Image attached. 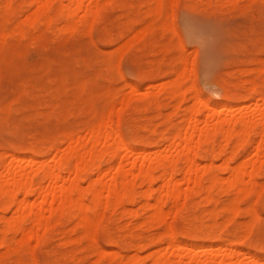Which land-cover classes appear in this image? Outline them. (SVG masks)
<instances>
[{
    "label": "rangeland",
    "instance_id": "rangeland-1",
    "mask_svg": "<svg viewBox=\"0 0 264 264\" xmlns=\"http://www.w3.org/2000/svg\"><path fill=\"white\" fill-rule=\"evenodd\" d=\"M107 1L106 5L103 0L100 17L91 28L77 24L75 29L67 26V30V18L61 11L57 13L54 1L51 9L54 18L48 24L43 19L34 23L27 19L36 8L31 0H13L10 7H6V0H0V174L4 172L3 162L11 159V153L25 158V162L29 158L28 161H53L56 153L58 157L67 149L70 135L86 137L88 128L102 120L114 103L116 108L111 109L115 110L114 116L110 119L108 113L106 117L114 121L112 124L120 129L131 149L140 150L141 154L144 148L148 151L170 149L172 137L184 128L187 108L194 104L193 99L197 100L196 108L204 104V100L216 108L229 103L231 108L224 116L237 114L239 109L246 111L255 104L264 107V98H261L264 93V0ZM189 23L200 31L199 37L192 38L188 34ZM128 40H131L130 46ZM189 75L191 78L187 80ZM176 79L184 83L182 90L185 89L179 98L163 90V85ZM195 91L200 100L194 98ZM124 98L130 103L123 107ZM206 117L202 115L201 119L207 120ZM116 120L119 125H115ZM257 138V131H253L239 148L235 139L226 147L219 146L222 145L219 136L200 151L197 158L201 168H208L212 162L211 170L227 178L230 168H223L224 159H229L231 167L254 159ZM219 147H223L220 155ZM232 150L237 153L233 154ZM230 153L232 160L228 158ZM139 155L140 152L136 156ZM118 159L102 156L101 170L111 161L117 167ZM24 161L23 165H29ZM182 161L175 169L180 178L185 164ZM39 166L36 164L35 169ZM156 174L159 175L160 170ZM257 181L255 185L247 184L245 187L248 189L251 185L250 189L246 193L239 191V195L235 185L216 184L211 191L206 184L208 191L206 188L204 191L209 193L210 190L214 200L207 198L202 189L200 195L196 193L197 196L178 208H171L172 200H167L166 196L168 189L160 180L151 184L153 187L149 184L150 188L148 184H136L132 201L128 198L120 205L113 203L99 208L98 212L104 216L97 221L93 237L79 226L73 208L66 212L68 216L53 217L52 225L41 231H44L42 239L30 242L31 248L21 242V232L8 230L5 242L0 243V264H128L136 257L139 264L142 261L151 264L153 256H150L154 253H177L175 245L166 240L167 227L171 229V225L178 242L190 246L187 249L207 246L219 253L217 246L232 243L239 256L227 260L228 264H264V169L259 172ZM87 182L84 178L85 187ZM197 187L182 184V191L198 192ZM148 191L153 195L152 203L165 196L162 204L170 211L165 219L167 223L149 221L152 209L147 205ZM19 198L23 199L24 195L20 193ZM35 198L33 194L31 200ZM232 200L236 212L229 210L230 213L225 206L232 204ZM85 204L89 208L94 205L89 195ZM253 206L256 211L251 210ZM16 209V205H6L4 211L0 210V241L8 225L3 217H14ZM208 210L211 213L206 212ZM248 210L254 214L250 215ZM46 213L50 214V210ZM26 225L29 228L32 222L27 220ZM153 235L157 237L154 239ZM199 255L203 256L204 252Z\"/></svg>",
    "mask_w": 264,
    "mask_h": 264
},
{
    "label": "bare ground",
    "instance_id": "bare-ground-1",
    "mask_svg": "<svg viewBox=\"0 0 264 264\" xmlns=\"http://www.w3.org/2000/svg\"><path fill=\"white\" fill-rule=\"evenodd\" d=\"M53 1L57 3L56 5L57 13L60 14V11H61L62 13L65 14L67 18L65 28L68 26L69 29H73V28L75 29V26H77V24L79 25L84 24V26L86 25L88 26V28L89 27L91 28L93 23L100 17L101 7L103 6V0H31V4L35 5L36 8L34 9V11L28 14L29 16L27 19L31 21V23L36 22L38 19H43L48 24H50L54 18L52 11H51ZM12 2L13 0H6L5 2L6 7H10L12 5ZM107 2L108 1L106 0V5L108 4ZM24 22L26 21H24L23 19V22L21 23L24 24ZM193 26L194 25L190 23L187 25L188 34L189 35L191 34L192 38L193 36L199 37L200 31L196 30ZM22 29L24 30V28ZM130 41L128 42L129 46L132 44ZM181 60H182V64H184L185 60L184 59H181ZM210 61L208 63H210ZM206 65L205 66L208 67V64ZM261 71L263 72L262 69ZM177 74L179 75V73ZM190 76L191 75L186 77V79L190 80L191 78ZM170 82H168L169 85L168 83H166L168 85L167 87L168 89L166 88L167 85H163L165 86L163 90L165 92L167 91L168 95H174L171 97L176 96L179 98V94L183 96L184 92L183 93L181 92L185 90V89L182 90L184 87L183 85L184 83L177 79L174 80L172 83ZM254 85L257 86V84H254ZM253 86L251 87L252 89L254 88L253 90H255L256 87L255 86L253 87ZM129 87H130V84H129ZM193 87L194 85H192V89ZM133 88L135 89L136 87L133 86ZM146 94L151 95L150 93H146ZM195 94L196 96H194V98L199 99L200 98L199 93L195 91ZM152 95L154 96V94ZM180 98H183V97H180ZM258 98L260 97L258 96ZM261 98H264V93L262 94ZM130 100L132 99L130 98ZM195 102L193 99L194 104H191L187 108L188 114L184 118L185 119L184 128L182 127L183 129H179L178 132H176L175 135L172 137L171 143H169L171 144L169 146L170 149L169 148H166V150L162 149L163 151H161L160 149H159L160 151H158V149L157 151H148L147 149L144 148L142 149L144 151V152L142 151V154H143L142 156L140 150L131 149L127 141L124 139L120 129L117 128V126H114L112 124V122L114 123L113 120H110L113 115L112 112L116 108V106L115 108L113 107L116 104L114 103L112 104L113 105L112 108L114 109L112 111H111L112 109L111 107H109L110 109H108L109 110L108 113L111 114L109 116L110 121L108 120L109 117H106L108 116L107 115L108 113H107L105 116H103V119L100 120L97 124L88 128L86 137L83 138V135H79V136L70 135L69 137L70 141L68 143V146H66L67 149L62 150L61 152L62 154L61 155L58 154V157L56 156L57 155L56 153V155H54L55 159H53V161L51 162L30 160L31 163H34L33 165L30 163V161H28L29 159H31L29 158V159H26L29 162L28 163L29 165L27 164L23 165V161L25 160V158L20 159L18 155L11 153L12 154L11 159L7 161L5 160L2 164V169L4 170V172L0 174V208L3 207L2 209L4 211V207H6V205L7 206L16 205L17 209L14 211H16L17 214L12 218L3 217L4 223H8V225L5 228V230L2 232V234L4 235V238L1 239L2 241H0V243L5 242L6 232L12 229L13 230L15 229L22 233L21 242L23 243H28L30 245V242H32V240L39 241L42 239L44 231H46L48 227L52 225L53 217H60L63 214H66L68 216L67 211H70L68 210L70 208H73L75 210L74 214L79 219V226H81L84 229L85 233H88L89 235H92L93 237L96 231L95 228L97 226V221H99L104 216V215L102 216L100 212H98L99 208L100 207L102 208V206L108 207L109 205L113 203L115 205L116 204L120 205L124 203L128 198L129 199L131 198L130 200L132 201L135 195L134 194L136 190L135 187H137L136 184L138 185L148 184V186L150 184L151 186V184H155L157 180L158 181L160 180L161 184H164V186L168 189L166 196H168L167 200L169 199L172 200L173 205L171 206V208L173 206L175 207L177 206L178 208V206L181 204L186 205V201L189 198L194 197L196 193L198 195L202 189H203V192L206 193L207 198L211 199L212 197L210 196L212 195L211 191L214 190L215 188L214 185L216 184L235 185V187L238 189V190L235 189L238 192L237 195L241 194L239 193V191L241 192L242 190L246 193L247 190L250 189L251 185L250 187H248V189L245 186L247 184H253V185L258 184L257 176L259 175V172H261V170L264 169V159H263L264 158V107H261L259 104H255L253 106H249L247 110L245 109L246 111H243L244 109L242 110L239 109L241 112L239 111V113L237 114L230 113L229 115L224 116L225 112L231 108V105L229 103H222L220 107L216 108V107H211L204 100L206 104L205 103H204L205 105L201 104L203 106L200 105L198 108H196ZM128 103H130L129 99L124 98L122 99L121 106L123 105L124 107ZM136 110H139V109H136ZM205 114L207 116L206 117L207 120H202L201 117L202 115L205 116ZM117 124L119 125V121L115 125ZM253 131H257V135H258V138L256 139L254 143V150H255V156H256L254 159L250 161H245V160L241 161L239 165L237 166L233 165V167H231L229 159L223 158L224 164L223 163L221 164L222 166L223 165L225 166V167L223 166V168L224 169L230 168V173L227 178H224V176L222 177L218 172L211 170L212 162L210 163V165H207L209 166L208 168H205L206 166L204 165H203L204 167L201 168L202 165L199 162L197 157L200 154V151L205 147V145L208 146L209 143H213L220 136L222 140V145H219V146H225V145L227 146L231 140L235 139L236 147L239 146L240 148L242 144L246 143L250 139V136ZM57 151H59V149ZM172 151H175V153ZM222 151H223V147H219L218 154L220 155ZM235 151H233L234 152L233 154L237 153ZM139 152L141 156L140 155L136 156ZM105 155H108L110 159L112 160L119 158L118 160L120 161L117 160L119 162L117 167L114 164H112L113 161H111V164L106 169L103 168L104 170H101L102 166L100 167L101 163L99 165V160L102 156H105ZM230 157H232L231 153L228 156V158ZM230 159L232 160L233 158H230ZM181 160H183L185 164L183 166V169H181L182 170L181 173L183 176L180 178L178 174L176 173L175 169L178 165V162ZM27 161L26 162L24 161V162L27 163ZM38 163L41 166H39V168L36 167L35 169V165ZM115 169L117 171V172L115 171L116 174L113 173V170ZM159 170H160V174L157 175L156 172ZM39 175H41V178L38 179ZM109 177L110 179H108ZM84 178L88 179L87 187L83 185ZM182 184H196V186H198L197 187L198 192L192 189L190 191L187 190V192L185 191V193H183ZM206 184H208L211 187V191L209 190V193L204 191V188H206L207 190L209 187V186L206 187ZM210 184L213 186H211ZM153 186L154 185H152L151 187ZM198 188H200V191ZM152 190L153 189H151L150 192H152ZM217 191L215 194H218ZM162 192L165 193L164 190H162ZM244 192H243V195H245ZM20 193L24 195L23 199L19 198ZM33 194H36L37 198H35L32 201L31 196ZM146 194L149 198H148V202L146 200L145 201L147 202L149 209L150 210L152 209V213L149 214L152 219H149V221L150 222L152 221L162 222L163 221L167 223L165 219H167V216L170 215V211H167L168 209L166 210L162 204L165 202L164 200L165 196H161L156 203L154 202L155 203L154 204L150 200L151 196L153 195L151 194L149 195V191L146 192ZM88 195L91 197L94 203L93 207L91 208L87 207V205L85 204V200L88 197ZM182 199L184 200L183 202H182ZM237 199L234 198V201H236ZM195 203H198V202H195ZM56 204H58V206ZM233 204L234 202L230 204L229 206L226 205L225 209H227L228 211L230 210L232 212L233 211L236 212V209H235L236 207ZM238 207H240V205ZM253 207L254 208H251V210L253 209L252 211H256L255 206ZM48 208L50 210V214L48 213L47 215L46 211L49 212ZM186 209H188V207ZM227 210L225 212H228ZM249 211L250 210H248V212ZM90 212H95V214L90 215ZM206 212H210V211L208 210ZM103 214H104V211H103ZM251 214H254V213L253 212L251 213L250 211V215ZM257 215L258 213H256V217H255L256 219H258ZM228 217L230 218V216ZM183 218H186V217L184 216ZM197 218L195 220H197ZM27 220L32 222V226L31 227L28 226L29 228H26ZM186 222L187 221H185V223ZM249 222L247 221V223ZM247 223L245 222V224ZM167 229L168 231L172 230L173 229L172 225H171V229H169L168 227ZM42 230L44 231L41 232ZM168 231L166 233V236H167L166 240H168V243L175 245L176 247L175 250L177 251V253H173V254L171 253L168 254L167 252L163 254L162 253L159 254L158 252H157L158 254L154 253L153 255L150 256V257L153 256L151 264H228L227 260L231 258H236L239 256V253L236 252V249L235 250L233 249L232 243H229V244L226 243V244L217 246L219 253H216V251L213 250V247L207 248V246L205 248L204 247L202 248L193 247V248L187 249L190 246L186 247L187 244L184 245V244L179 243L177 238L175 237L174 231L173 230L169 231L171 233H168ZM248 233L250 232L248 231ZM152 238H154V235ZM144 245H141V246L145 247ZM31 246L32 245H30V248ZM62 246H65V245H62ZM209 250H213V252ZM200 252H204V255L200 256L199 255ZM103 253L106 254L105 251H103ZM110 254H113V253L110 252ZM145 256L146 255H144V258ZM100 258H101V254H100ZM100 258L96 260H100ZM138 260L139 259L136 257L134 260H131L132 262L129 260L128 264H139ZM116 264H127V262L125 263L119 262ZM142 264H143V261H142Z\"/></svg>",
    "mask_w": 264,
    "mask_h": 264
}]
</instances>
